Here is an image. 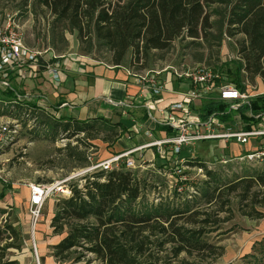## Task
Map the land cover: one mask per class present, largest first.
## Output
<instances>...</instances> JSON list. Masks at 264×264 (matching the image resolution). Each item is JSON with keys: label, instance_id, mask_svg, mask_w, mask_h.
<instances>
[{"label": "trees", "instance_id": "obj_1", "mask_svg": "<svg viewBox=\"0 0 264 264\" xmlns=\"http://www.w3.org/2000/svg\"><path fill=\"white\" fill-rule=\"evenodd\" d=\"M55 22L64 23L77 32L80 43L90 53L92 41L107 50L110 64L121 66L128 53L129 65L148 57L151 51H163L177 39H189V44L218 48L224 37L242 35L235 43L237 61L229 85L241 92L260 78L264 82V0H36ZM133 59V60H132ZM212 70V69H211ZM218 73L222 81L228 74ZM227 105L205 101L200 117L224 113ZM264 112V95L253 98L242 111ZM244 121L253 119L244 115ZM222 120H229L223 116ZM37 126L31 131L56 140L60 133L75 138L95 139L109 133L106 143L116 142L126 131L122 123H112L103 117L79 120L39 112ZM247 129V128H246ZM169 130V128H168ZM66 144L61 151L81 168L89 166L85 150ZM231 159V158H230ZM185 165L204 171L206 178L191 192L168 196L157 190L159 177L146 171L124 166L110 171L97 170L70 183L71 195L58 197L50 220L52 234L60 240L50 246L52 256L59 262L71 264H172L184 254L208 253L220 257L223 248L209 242V235L220 228L219 217L231 215V194L239 191L237 205L243 215L260 218L257 207H264V164L243 165L239 171L225 173L210 170L200 158H185ZM225 161V160H224ZM231 168V167H230ZM175 177H178L175 175ZM157 193L159 201L147 196ZM4 194V191L2 192ZM0 197L3 198V194ZM187 193V194H186ZM154 200V201H153ZM249 206L245 211L243 207ZM5 213V212H4ZM229 219V218H228ZM9 239L13 243L7 242ZM20 230L5 222L0 225V264H18L4 260L9 248L19 247ZM248 258H250L248 256ZM249 264H263L254 254Z\"/></svg>", "mask_w": 264, "mask_h": 264}, {"label": "rangeland", "instance_id": "obj_2", "mask_svg": "<svg viewBox=\"0 0 264 264\" xmlns=\"http://www.w3.org/2000/svg\"><path fill=\"white\" fill-rule=\"evenodd\" d=\"M9 17L20 27L26 45L33 50L53 52L55 56L59 57V60L63 56L76 53L95 62L110 64L111 55L107 50L92 41L91 52H84L82 49L88 48V46L86 43H80L77 32L68 29L64 23L55 22L54 17L46 9L37 6L36 0H0V25ZM242 38V35L233 38L225 36L221 46L211 50H208L207 46L204 45L202 47L191 45L189 39L179 38L172 43L169 49L151 51L147 58L134 62L133 65H129L131 55L128 53L124 64L136 74H155L158 72L160 78L163 75L172 76L175 73L193 72L196 68L207 67L223 75L227 73L228 80L223 83L230 84V78L234 72L233 61L238 60L235 43ZM8 81L12 89L21 92L22 86L16 80L9 79ZM243 81L247 85L246 89L249 93L255 91L256 86L261 82L264 84L260 78H255L253 82ZM28 83L30 82L25 81L24 84L27 86ZM4 88L6 93H1L0 97L11 98L14 93L8 87ZM69 113L70 110L65 108L64 114L68 116ZM108 134L103 132L95 136V139H87L81 136L83 142L82 145H79L75 138H68L67 133H60L53 141L44 137L39 130H23L8 147L0 151V194L4 191L2 194L5 195L3 198L0 197V225L7 222L20 230V240L16 242L19 247L9 248L5 252L4 260L16 261L24 249L26 253L31 252V261L38 264L31 249L33 244L28 213L29 201L26 197L28 186L36 183L58 182L82 169L77 161L70 160L66 157V153L61 151L68 143L71 147H78L77 151L85 150L89 166L104 162L109 158V154L121 148L116 142L111 144L103 141V138ZM221 145L219 141L196 145L193 147L194 150L189 151L188 154H185L186 150H182V156L184 158H200L202 162H205L208 169L220 168L227 174L232 171H239L243 165H261L259 162L234 159L239 153L244 155L243 146L240 148V152H237L233 148L231 150L223 149ZM77 151L74 150L73 152ZM157 152L156 149H151L148 152L143 150L141 152L143 163H141V167H138V170L139 175L150 171L152 175L156 174L159 177L160 182L157 184V190L161 192L162 196L170 195L178 187L182 188L181 192L187 191L189 193L194 190V186L199 181L206 178L203 170L199 171L196 167L186 166V160H184L183 168H181L183 178L175 177L173 174L174 164L170 163L169 160L162 159ZM132 158L136 164L140 163L138 154ZM238 194L239 191L230 195L232 198L231 215L221 214L219 216L222 220L220 229L209 235V242L221 246L223 254L220 257H209L207 252L192 256L182 254L172 261V264H249L252 262L250 259L252 254L264 264V207H257L262 214L260 218L245 216L240 212L237 205L236 196ZM157 195L155 192L147 198L149 200L154 198L155 201H153L157 202L159 201ZM55 203L56 199L51 198L43 204L41 218L35 230L36 246L42 237L46 242L56 237L52 234V230L43 232L40 229L42 233H39L41 226L46 229L48 222L50 224L49 215H53ZM243 205L245 206V204ZM243 208L245 211L250 210L249 206ZM7 242L13 243L14 241L9 239ZM0 245H3V242H0ZM46 251L52 255L50 246L47 247ZM37 253L39 264H44L38 247ZM56 262L59 263L57 260ZM59 264H71V262L64 261ZM76 264H84V262Z\"/></svg>", "mask_w": 264, "mask_h": 264}, {"label": "built area", "instance_id": "obj_3", "mask_svg": "<svg viewBox=\"0 0 264 264\" xmlns=\"http://www.w3.org/2000/svg\"><path fill=\"white\" fill-rule=\"evenodd\" d=\"M58 58L53 52L36 51L26 45L23 32L12 18L5 19L0 25V94L6 93L4 87H8L14 93L8 99L0 97V151L8 147L20 132L31 131L37 126L36 116L39 112L49 114L55 119L60 118L57 113L50 111V106L42 95L33 94L24 84L25 81L30 82L42 74H45L51 83H58L60 81ZM158 75L157 72L136 76L142 93H149L153 97L161 94L164 83ZM173 76L177 79L188 80L191 88L183 93L180 102L168 108L169 116L162 122V125L168 127L172 134L163 140L149 141L139 149L155 148L162 159L174 164L173 174L180 178H183L181 168L185 160L182 150L190 151L197 143L210 140H225L239 146L249 145L252 141L251 150H247L243 156L234 159L264 164V112L254 115L251 110H245L246 116L253 119L248 122L239 119L237 115L239 109L249 105L253 99L247 89L241 92L234 86L223 83L220 75L207 67L196 68L193 72L175 73ZM9 79L16 80L22 86L21 92L10 87ZM198 100L202 103L211 100L222 102L227 105V109L224 113H213L206 119H202L192 108V104ZM200 106L202 107L203 104ZM223 116H227L229 120H222ZM132 152H124L97 165L82 168L76 174L58 182L36 183L28 186L32 251L38 264L35 230L46 200L70 196V183L97 170L110 171L120 167L121 164L128 169L141 167L143 163L141 156H139L140 163L136 164L135 160L130 157ZM177 191L181 192L182 188L178 187Z\"/></svg>", "mask_w": 264, "mask_h": 264}, {"label": "crops", "instance_id": "obj_4", "mask_svg": "<svg viewBox=\"0 0 264 264\" xmlns=\"http://www.w3.org/2000/svg\"><path fill=\"white\" fill-rule=\"evenodd\" d=\"M58 62L60 72L58 83H51L47 76L42 74L39 78L32 79L27 87L33 94L42 95L50 106V111L57 113L60 117L79 120L103 117L112 123H122L126 131L116 141L121 148L109 154L108 159L128 151H133L130 157L138 154L142 158L143 150L148 152L155 149L139 148L149 141L163 140L172 134L168 127L162 125V122L169 116L168 108L172 104L180 102L183 93L191 88L188 80L177 79L169 74L168 76L163 75L162 78H159L164 83V89L159 96L153 97L149 93L141 92V86L137 83L136 77L140 74H136L125 64L114 66L95 62L76 53L63 56ZM250 95L253 98L264 95V84L262 82L258 84L256 90L251 91ZM201 104H204L201 100L192 104L193 111L199 116ZM65 108L70 110V115L64 114ZM243 114L246 115V111H242V108L239 109L237 112L239 119L243 118ZM212 141H219L223 149L231 150L233 148L237 152H240L242 147L225 140H210L196 145L208 144ZM252 145L253 142L250 141L249 145L243 146L244 151L251 150ZM193 147L190 152L194 150ZM188 152L186 151L185 154ZM240 156L243 155L239 153L236 157ZM26 197L29 201V190ZM49 216L51 218L53 215ZM49 225L48 222L46 229L41 226L39 233H42L40 229L43 232L50 231ZM59 240L60 236H56L48 242L44 241L43 237L39 241L37 247L43 257L44 264L60 263L56 262V259L46 251L47 247L54 245ZM24 251L23 249L22 254L16 259L18 264H34L31 261V252Z\"/></svg>", "mask_w": 264, "mask_h": 264}]
</instances>
